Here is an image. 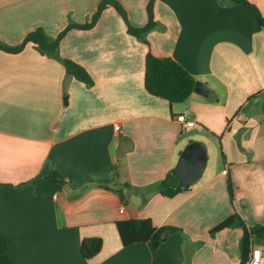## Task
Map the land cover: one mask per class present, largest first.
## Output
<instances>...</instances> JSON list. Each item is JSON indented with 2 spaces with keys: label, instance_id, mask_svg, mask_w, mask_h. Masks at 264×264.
<instances>
[{
  "label": "crops",
  "instance_id": "1",
  "mask_svg": "<svg viewBox=\"0 0 264 264\" xmlns=\"http://www.w3.org/2000/svg\"><path fill=\"white\" fill-rule=\"evenodd\" d=\"M102 1L0 0V39L17 45L38 26L57 37L91 22ZM115 1L135 27L148 24L152 2L156 24L139 38L110 4L93 27L69 29L60 53L88 70L91 86L37 44L0 49V183L24 184L14 197L0 189V235L17 264H243V229H212L235 212L264 224V26L244 2ZM249 1L264 16V0ZM149 52L175 58L210 94L181 103L151 94ZM213 135L224 167L175 196L149 188L189 143ZM124 139L133 147L121 157ZM54 170L68 181L60 193L33 182ZM133 218L181 229L157 248L125 246L117 223ZM93 236L103 247L86 258L82 241ZM255 248L264 264V242Z\"/></svg>",
  "mask_w": 264,
  "mask_h": 264
},
{
  "label": "trees",
  "instance_id": "2",
  "mask_svg": "<svg viewBox=\"0 0 264 264\" xmlns=\"http://www.w3.org/2000/svg\"><path fill=\"white\" fill-rule=\"evenodd\" d=\"M229 3L244 2L249 4L256 12L259 22L264 26V16L256 5L249 0H227ZM114 5L119 12L124 16L129 26V31L137 35L139 38H144L155 27V19L153 16V4L149 5L150 19L148 24L143 27L133 26L128 19L124 7L115 0H103L98 11L93 16L91 22L87 24H69L57 37L50 36L43 26L31 30L17 45H9L0 39V49L8 52H20L28 43L37 44L47 54L62 61L70 74L91 86L94 80L88 70L80 63L65 58L60 53V43L67 31L72 27L91 28L93 27L101 12L108 5ZM197 77L187 70L179 61L173 57H159L149 52L146 57V76L145 84L147 90L156 96L168 99L171 103H181L186 101L194 92ZM34 183L40 184L45 190L51 193H60L68 184L67 178L58 171L54 170L47 176L33 180ZM196 184V183H195ZM195 184L183 187L179 179L173 173V170L165 177V179L149 186L153 192H161L166 196H175L185 189H189ZM24 184L14 185L0 183V189L7 191L9 197H14L17 191ZM143 192V188H139ZM229 191L232 200H234V190L231 177H229ZM121 239L125 246L150 241L154 247H159L170 234L179 231L178 226L166 225L156 226L152 218H133L120 220L117 223ZM230 227H241L244 231L241 239V255L242 263L248 264L254 244L264 242V224L258 223L250 225L239 212H235L212 229V233H216L222 229ZM103 247V238L98 236L87 237L82 241L81 250L86 258H93L99 253ZM0 264H17L15 257L11 253L9 240L6 235H0Z\"/></svg>",
  "mask_w": 264,
  "mask_h": 264
},
{
  "label": "water",
  "instance_id": "3",
  "mask_svg": "<svg viewBox=\"0 0 264 264\" xmlns=\"http://www.w3.org/2000/svg\"><path fill=\"white\" fill-rule=\"evenodd\" d=\"M194 91L208 96L210 94L209 84L203 80H197ZM128 142L131 144L129 139H124L120 143L118 156H124L133 147L131 144L129 148L127 146ZM208 160L207 144L199 140L193 141L183 150L176 166L173 168V173L183 187L190 186L202 178L207 168Z\"/></svg>",
  "mask_w": 264,
  "mask_h": 264
},
{
  "label": "rangeland",
  "instance_id": "4",
  "mask_svg": "<svg viewBox=\"0 0 264 264\" xmlns=\"http://www.w3.org/2000/svg\"><path fill=\"white\" fill-rule=\"evenodd\" d=\"M205 138L207 141L205 143L207 144L208 148L209 160L207 168L202 177L204 179L208 178L210 175L217 172L220 168L224 167L223 149L219 137L214 136L213 138H211L208 136Z\"/></svg>",
  "mask_w": 264,
  "mask_h": 264
},
{
  "label": "built area",
  "instance_id": "5",
  "mask_svg": "<svg viewBox=\"0 0 264 264\" xmlns=\"http://www.w3.org/2000/svg\"><path fill=\"white\" fill-rule=\"evenodd\" d=\"M178 119L183 123L185 127H190L196 125V121L194 119H188L186 115L182 114L178 116ZM119 129L120 126H117ZM261 257H262V250L260 248H255L252 251V256L248 262V264H260L261 263Z\"/></svg>",
  "mask_w": 264,
  "mask_h": 264
}]
</instances>
